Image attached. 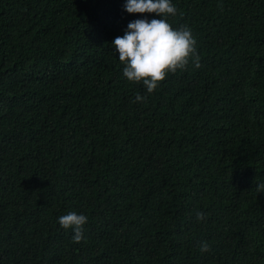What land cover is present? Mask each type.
I'll return each mask as SVG.
<instances>
[{
    "label": "trees",
    "instance_id": "obj_1",
    "mask_svg": "<svg viewBox=\"0 0 264 264\" xmlns=\"http://www.w3.org/2000/svg\"><path fill=\"white\" fill-rule=\"evenodd\" d=\"M124 2L0 0V264H264V0H173L200 67L152 93Z\"/></svg>",
    "mask_w": 264,
    "mask_h": 264
},
{
    "label": "clouds",
    "instance_id": "obj_2",
    "mask_svg": "<svg viewBox=\"0 0 264 264\" xmlns=\"http://www.w3.org/2000/svg\"><path fill=\"white\" fill-rule=\"evenodd\" d=\"M124 9L128 13L155 14L129 21L124 34L111 42L128 81L142 83L146 93H152L170 73L186 69L190 62L200 67L197 40L191 28L187 25L173 27L168 22V17L177 13L173 0H125ZM146 100L147 95L137 93L135 96V102ZM196 217L203 220L205 213L198 211ZM57 219L61 228L72 230L74 241L85 238L86 215L70 211ZM209 248L207 242L200 245L201 252Z\"/></svg>",
    "mask_w": 264,
    "mask_h": 264
}]
</instances>
